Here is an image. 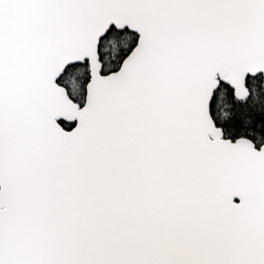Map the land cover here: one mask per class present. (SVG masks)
Listing matches in <instances>:
<instances>
[{"label": "snow or ice", "instance_id": "obj_1", "mask_svg": "<svg viewBox=\"0 0 264 264\" xmlns=\"http://www.w3.org/2000/svg\"><path fill=\"white\" fill-rule=\"evenodd\" d=\"M0 264H264V0H0Z\"/></svg>", "mask_w": 264, "mask_h": 264}]
</instances>
